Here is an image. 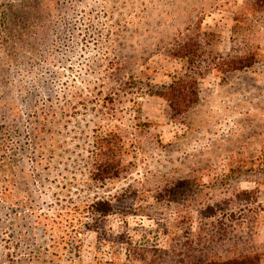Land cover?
<instances>
[{"label":"rangeland","instance_id":"obj_1","mask_svg":"<svg viewBox=\"0 0 264 264\" xmlns=\"http://www.w3.org/2000/svg\"><path fill=\"white\" fill-rule=\"evenodd\" d=\"M258 2L0 0V264L263 252ZM179 83L183 113L156 93ZM113 130L122 171L98 180L94 137Z\"/></svg>","mask_w":264,"mask_h":264},{"label":"trees","instance_id":"obj_2","mask_svg":"<svg viewBox=\"0 0 264 264\" xmlns=\"http://www.w3.org/2000/svg\"><path fill=\"white\" fill-rule=\"evenodd\" d=\"M262 0H259L258 4ZM196 47V46H195ZM238 65H243L244 60L238 59ZM187 85L183 86L179 83L175 88L170 85L157 93L160 97L166 99L171 108H173L176 113H183L187 111L189 106L197 101V97L188 95L186 92ZM94 160L92 163L91 174L97 176L98 180H103L105 178L117 177L122 171L121 155H122V140L118 131H109L104 135H96L94 137ZM264 157L259 159V162ZM264 161V159H263ZM264 163V162H263ZM187 182H180L177 186L169 190L168 200L176 201L182 198L187 192ZM252 192H240L239 195L235 194L234 201L247 202L251 197H254ZM255 198V197H254ZM99 206L96 207L94 213L97 215H108L113 212V206L109 201H97ZM255 216H252V220ZM238 219V218H237ZM191 260L190 264H264V250L263 252H253L247 251L245 253H240L230 257H209L204 259L201 255L198 258H189ZM106 264H117L116 262H105Z\"/></svg>","mask_w":264,"mask_h":264}]
</instances>
